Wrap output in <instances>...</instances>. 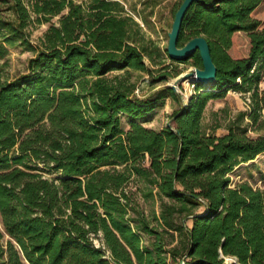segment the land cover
Returning <instances> with one entry per match:
<instances>
[{"label": "trees", "instance_id": "16d2710c", "mask_svg": "<svg viewBox=\"0 0 264 264\" xmlns=\"http://www.w3.org/2000/svg\"><path fill=\"white\" fill-rule=\"evenodd\" d=\"M2 7L14 19L0 17V60L13 48L33 56L26 73L0 81V264H264V188L231 187L229 177L264 154V0L189 8L177 46L204 37L216 78L158 131L138 120L154 101L180 99L170 87L133 98L129 74H152V52L138 46L117 1ZM35 24L49 27L33 45ZM189 61L202 68L198 53ZM228 90L248 95V112L226 134L204 133L207 102ZM134 180L143 199L159 202L150 219L129 191Z\"/></svg>", "mask_w": 264, "mask_h": 264}, {"label": "rangeland", "instance_id": "374dc122", "mask_svg": "<svg viewBox=\"0 0 264 264\" xmlns=\"http://www.w3.org/2000/svg\"><path fill=\"white\" fill-rule=\"evenodd\" d=\"M90 0H78V3L86 4ZM124 9V14L129 16L136 26L131 28V34L138 46H144L148 52H152V59L144 58L145 64L152 74L130 72L129 81L135 88L139 89V97L136 99H153L163 88L173 84L175 79L186 72H192L196 67L191 62H178L169 59L167 55L168 33L174 18V11L182 0H114ZM0 17L5 20H13L14 15L8 7L0 9ZM58 17L51 20L56 23ZM49 24L32 25L29 28V38L33 45L38 43ZM33 56L32 52L24 51L21 48H13L9 54L0 60V81H10L27 71V62ZM167 68V69H165ZM180 74L176 77L175 74ZM124 72H114L111 75H123ZM168 75L166 81L161 77ZM156 79L155 82H152ZM197 89L196 83L182 82L176 87L175 94L179 96L180 103L170 98L154 101V108L138 122L147 129L158 131L170 124L171 116L176 113L180 105L188 103L191 96L201 93L208 87ZM260 91L264 93V79L259 85ZM248 112V95L228 90L223 98L210 100L207 102L200 120L201 130L206 134L221 136L226 134L228 126L235 121L240 113ZM129 118L121 115L122 129L128 130ZM241 128L247 126V117L239 123ZM250 137H255L256 133L250 129L247 132ZM231 187L235 184L246 181L254 188H264V154L258 156L254 161L241 164L229 175ZM140 189L145 190L144 185L139 181L129 184V191L136 195L135 202L139 210H142L148 219L154 213H159V202L156 199H143L140 196ZM191 222L188 221L187 225ZM7 237H5L3 244ZM226 264L229 262H225Z\"/></svg>", "mask_w": 264, "mask_h": 264}, {"label": "water", "instance_id": "95a60500", "mask_svg": "<svg viewBox=\"0 0 264 264\" xmlns=\"http://www.w3.org/2000/svg\"><path fill=\"white\" fill-rule=\"evenodd\" d=\"M199 0H183L174 14L170 32L168 33L167 55L173 61L183 62L189 60L195 53H198L202 68H195L192 72L179 75L169 87L175 92L176 87L186 81L201 86H211L216 78V66L213 63L210 46L204 37H196L188 41L183 47H178V37L182 21L189 8ZM170 126V124L168 125ZM235 262V259L230 258Z\"/></svg>", "mask_w": 264, "mask_h": 264}, {"label": "built area", "instance_id": "2783aa9c", "mask_svg": "<svg viewBox=\"0 0 264 264\" xmlns=\"http://www.w3.org/2000/svg\"><path fill=\"white\" fill-rule=\"evenodd\" d=\"M263 79H264V73H263ZM138 93H139V89L138 88H135V90L133 92V95L135 94L136 96L139 97Z\"/></svg>", "mask_w": 264, "mask_h": 264}, {"label": "bare ground", "instance_id": "6f19581e", "mask_svg": "<svg viewBox=\"0 0 264 264\" xmlns=\"http://www.w3.org/2000/svg\"><path fill=\"white\" fill-rule=\"evenodd\" d=\"M190 81H186V85H187V83H189ZM228 262H230V261H232L231 259H228L227 260Z\"/></svg>", "mask_w": 264, "mask_h": 264}]
</instances>
